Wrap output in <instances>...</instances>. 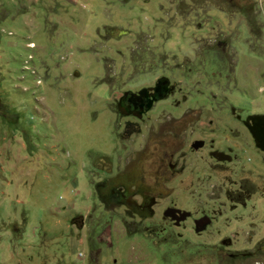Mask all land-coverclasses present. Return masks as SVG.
Instances as JSON below:
<instances>
[{
  "label": "rangeland",
  "instance_id": "1",
  "mask_svg": "<svg viewBox=\"0 0 264 264\" xmlns=\"http://www.w3.org/2000/svg\"><path fill=\"white\" fill-rule=\"evenodd\" d=\"M243 1L232 74L230 0H0V264H235L217 241L261 234L264 153L212 106L264 105V0ZM159 75L174 90L122 135L121 92Z\"/></svg>",
  "mask_w": 264,
  "mask_h": 264
},
{
  "label": "flooded vegetation",
  "instance_id": "2",
  "mask_svg": "<svg viewBox=\"0 0 264 264\" xmlns=\"http://www.w3.org/2000/svg\"><path fill=\"white\" fill-rule=\"evenodd\" d=\"M227 8V7H226ZM227 16L229 18H232L233 16L236 17L237 20L241 21V25H238V27H236V32L237 34L240 32V36H237L236 40L234 42H230V38H227L225 40H219V41H223L225 46L223 45L221 48L227 51L228 56H229V62H228V68L229 71L233 70V62L230 61L231 56L236 55L237 56L239 54H243L242 49H244V52L246 53L245 49V37L247 34V24L246 21L249 20V16L250 14L248 13V8L246 6V3L243 0H230V3L228 5L227 8ZM231 43V45H230ZM232 47L234 48V52L232 50ZM235 57V56H234ZM196 58V57H195ZM233 59V57H232ZM235 59V58H234ZM201 61V60H200ZM234 61V60H233ZM232 72V71H231ZM233 74V72H232ZM232 81V78L229 82ZM140 89H144V94L143 95H139L137 94V92ZM174 90V86L172 85V83L164 76V75H159L157 76L152 84L149 85H142L139 88L130 90V89H126L123 90L121 92V96H119L117 99V108L120 109V111L123 113L124 118V124H123V131H122V135L128 137L131 134H133L134 132H137L139 130V120H141L146 113L150 110V108L152 107V105L154 103H156L157 101L163 99L165 96H167L170 92H172ZM234 91V92H233ZM238 89L233 88L231 89V92L233 93H237ZM230 94H227L228 98L226 100L223 101L222 104L220 103H216L214 102V106H212L213 110H219L222 111V113H227V115H229L231 117V119L233 118V120L238 124L239 127L243 128L244 131L249 135L250 138V142L252 144V146L259 150L260 152L264 153V150H261L260 148H258L257 146H255L254 144V140L253 137L251 136L249 129H248V125H251V120L249 119L250 115L253 114H264V105L263 108L260 105H256V109L254 111L251 112H244V106H240L245 105L244 102L247 101L245 100V98L243 99V96L240 94H236L235 97H233ZM190 96V95H189ZM183 100H185V97L183 96ZM261 101H264V98H261ZM243 108V109H242ZM120 112V113H121ZM237 124H234V126H237ZM195 141H201V145L200 147L204 144L203 140L201 139H196L193 140L190 143V147L193 149V147L191 146ZM199 147V146H198ZM197 148V147H196ZM211 158L214 159L216 164H229L233 161H230L231 156L227 153V151H224L222 149L219 148H215L211 151H208ZM213 152H215L216 155L213 154ZM218 157H222V158H218ZM264 163H260V165H263ZM262 174H264V165H263V170H262ZM239 191H236L235 194H238ZM239 202H234L229 204V209L231 212V215L233 216L234 213L236 212H241L242 210H244L246 207H240L238 206ZM177 208V207H175ZM180 209V208H178ZM183 210V209H180ZM188 211V210H185ZM189 215L185 217V219L181 220L179 223L185 221L186 219L191 217L190 211ZM246 213H248V211H246ZM262 213H264V208H262ZM231 216V219L232 218ZM208 219V221L204 224L205 226L208 225L211 221V217L208 216H204ZM202 218L198 217V218H191L193 221V227H194V221L198 220ZM260 221L256 224L254 222H251L250 224L252 226L256 225L255 227H251L249 230L251 231V233H257V232H261V234H258V237H252L251 234H248L246 236L241 237V244L239 245L240 248H235L234 244H236L237 242H234V238L233 237H223L218 239V247H221V249H224V254H218L217 258L218 259H225L228 261H233L235 264L238 262L239 257H241V255L243 253H246L250 258L249 260V264H260L264 262V216L259 217ZM169 220L170 223H173L172 220H170L168 217L166 218ZM178 223V224H179ZM208 223V224H207ZM244 225H245V221H243ZM174 224V223H173ZM175 225V224H174ZM203 225V227H204ZM258 228V230L256 232H253L254 230H256ZM253 230V231H252ZM201 231V230H200ZM239 240V239H238ZM251 243V245L249 246L248 242ZM258 256V257H257ZM214 258H216V255H214Z\"/></svg>",
  "mask_w": 264,
  "mask_h": 264
},
{
  "label": "water",
  "instance_id": "3",
  "mask_svg": "<svg viewBox=\"0 0 264 264\" xmlns=\"http://www.w3.org/2000/svg\"><path fill=\"white\" fill-rule=\"evenodd\" d=\"M144 89H140L137 94L143 95ZM249 119L251 120V125H248L249 132L251 136L253 137L254 144L261 150H264V114H253L249 116ZM201 145V141H195L191 146L193 148H196ZM214 155L215 152H213ZM222 158V157H218ZM162 214L165 217H168L170 220L173 221L175 225H178V223L185 219L186 216L189 215L188 211L180 210L175 207H167L163 210ZM208 221L206 217H202L198 220L194 221V230L199 231L203 228V225Z\"/></svg>",
  "mask_w": 264,
  "mask_h": 264
}]
</instances>
